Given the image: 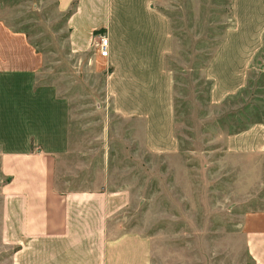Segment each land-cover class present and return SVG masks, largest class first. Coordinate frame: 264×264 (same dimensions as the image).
I'll return each instance as SVG.
<instances>
[{
	"label": "crops",
	"instance_id": "1",
	"mask_svg": "<svg viewBox=\"0 0 264 264\" xmlns=\"http://www.w3.org/2000/svg\"><path fill=\"white\" fill-rule=\"evenodd\" d=\"M158 3L57 0L59 12L66 15L67 44L77 56L90 54L94 71L104 75L102 89L113 113L132 121L147 152L176 159L182 153L176 79L168 64L175 50V31L169 13ZM229 12L231 21L204 70L212 83L209 100L215 106L245 88L264 45V0H231ZM98 31L109 37L108 57L97 48L92 51ZM21 59L24 65L16 67ZM26 61L27 56L0 55V122L4 118L7 125L6 134L0 136V238L9 252L6 263L160 264L166 256L168 264H219L204 259L209 250L190 246L181 250L176 245L163 250L160 234L155 242L154 236L128 227L127 215L135 207L133 190L111 187L104 179L109 166L94 176L99 183L90 182L89 161L76 160L74 149L72 159H67L69 110L51 100L60 93L57 86L56 91L51 84L38 88V103L32 102L31 84L20 88L19 101L11 97L15 78L28 80L40 71ZM1 90H6V99ZM53 105L58 107L56 114L49 113ZM222 143L234 163L227 169L233 173L239 161V169L248 176L251 193L246 201L264 202V121L225 134ZM183 218L192 225V220ZM187 230L179 236L191 239V226ZM243 232L248 261L264 264V210L247 215ZM194 236L207 239V227L201 226ZM234 259L223 264H239V257Z\"/></svg>",
	"mask_w": 264,
	"mask_h": 264
},
{
	"label": "rangeland",
	"instance_id": "2",
	"mask_svg": "<svg viewBox=\"0 0 264 264\" xmlns=\"http://www.w3.org/2000/svg\"><path fill=\"white\" fill-rule=\"evenodd\" d=\"M230 1L158 0L172 18L175 31V50L168 64L176 79L177 135L182 151L176 159L147 152L132 121L113 113L111 100L102 89L104 75L94 71L88 61L90 54L77 56L67 44L66 15L59 12L57 0H0V55L27 56L26 63L40 70L28 80L15 78L14 100H20V88L27 84L33 87V103L40 101L38 88L47 84L54 91L58 88L60 93L51 100L68 106L67 159H72L74 149L79 156L76 160L89 161L90 182L101 174L100 168L109 166L104 179H109L111 187L133 190L135 207L127 215L128 227L154 237L160 234L163 250L190 246L209 250L204 258L209 262L223 264L234 255L239 264H250L244 224L249 213L264 210V202L246 201L251 193L248 176L239 169L238 160L233 173L227 169L234 163L226 157L222 137L264 121V45L248 84L223 104L210 103L212 83L204 74L231 21ZM96 48L94 45L92 51ZM15 65L23 66V59ZM5 91L1 90V97L6 99ZM53 106L50 114L59 111ZM37 114L33 111L34 118ZM4 120L1 118L0 136L7 131ZM188 226L191 239L180 237ZM201 226L207 227V239L194 236ZM8 253L0 238V264H7ZM193 260L199 263L194 255ZM162 263L168 264L166 256Z\"/></svg>",
	"mask_w": 264,
	"mask_h": 264
},
{
	"label": "built area",
	"instance_id": "3",
	"mask_svg": "<svg viewBox=\"0 0 264 264\" xmlns=\"http://www.w3.org/2000/svg\"><path fill=\"white\" fill-rule=\"evenodd\" d=\"M94 38H95L97 50L99 51L100 55L103 57H108L109 45H110V40L108 35L105 32L98 31L95 34Z\"/></svg>",
	"mask_w": 264,
	"mask_h": 264
}]
</instances>
